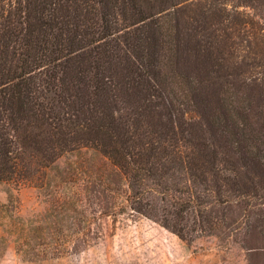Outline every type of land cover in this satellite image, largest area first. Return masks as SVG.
Here are the masks:
<instances>
[{
	"label": "rangeland",
	"instance_id": "obj_1",
	"mask_svg": "<svg viewBox=\"0 0 264 264\" xmlns=\"http://www.w3.org/2000/svg\"><path fill=\"white\" fill-rule=\"evenodd\" d=\"M132 4L139 14L134 13ZM113 5L105 10L110 13V22L117 19L112 26L126 27L112 31L103 47L117 66L132 70L124 71L130 81L135 71L146 69L159 56L164 87L150 96L153 102H164V106L155 107L160 121L156 126L161 129L165 124L163 131L168 133L167 117H171L175 141L194 156L210 184L213 180L219 184L221 201L216 210L226 222L233 220L231 226L226 229L219 217L218 236L197 232L183 240L129 209L104 215L101 212L106 201L101 203L92 191L99 187L98 173L91 170L97 158L65 154L51 169L38 172L34 183L17 175L13 180H0V264H264V199L239 194L246 192L243 183L248 184L249 178L264 180V152L260 150L264 148V21L244 0H115ZM204 13L213 22L209 31L215 29L219 40L224 30L232 33L234 28L228 26L235 19L253 21L255 37L247 41L241 30L239 37L233 34L221 43L208 37L213 41L206 49L202 33L195 30L196 20L200 21ZM212 13L221 14L222 23H214ZM158 17L163 22V35L162 45L158 43L156 48L151 45L152 22ZM176 19L181 27L178 37L172 28ZM129 21L135 23L122 25ZM235 26L238 30L239 25ZM80 58L72 60L66 75L71 92L73 84L81 86L79 79L83 87L87 79L77 73L83 69ZM235 77L241 83L239 104L243 110H254V126L263 142L259 150L253 148L258 154L256 160L250 141L242 140L241 129L223 123L222 102L236 117L231 110ZM253 85H257L258 99L254 97L249 103L245 91ZM128 98L120 93L115 102L116 114L123 120L135 110ZM169 99L179 109L173 110ZM114 177L125 190L120 175ZM248 223L256 225V232L245 236Z\"/></svg>",
	"mask_w": 264,
	"mask_h": 264
},
{
	"label": "trees",
	"instance_id": "obj_2",
	"mask_svg": "<svg viewBox=\"0 0 264 264\" xmlns=\"http://www.w3.org/2000/svg\"><path fill=\"white\" fill-rule=\"evenodd\" d=\"M113 1L0 0V180H13L17 175L34 183L39 179L34 180L38 172L45 173L65 154H90L97 158L91 170L98 173L99 179V187L92 188L93 196L100 198L101 203L106 201L102 214L129 209L183 240L197 232L218 236L219 217L226 229L233 221L226 222L223 214L218 216L219 184L214 180L210 184L206 171L199 168L194 156L175 141L171 117H167L171 136L170 131H163L165 124H161V129L156 126L160 121L156 119L155 107L164 106V102H153L150 96L164 87L159 56L146 69L132 72L136 76L130 81L125 79L124 71L132 70L117 66L103 47L112 31L126 27L112 26L117 19L110 22V13L105 10L113 8ZM244 1L249 8L257 9L258 17L264 21V0ZM131 6L139 14L135 4ZM118 13L124 17L122 12ZM211 16H216L214 23H222L221 14ZM196 21L195 30L202 33L206 49L212 38L221 43L233 34L239 37L240 30L247 41L255 37L253 21L233 20L228 26L234 28L232 33L224 30L221 40L215 29L209 31L213 22H209L207 14ZM131 23L135 22L122 25ZM152 25L151 45L157 48L158 43L162 45L163 22L158 17ZM235 25H239L238 30ZM172 28L178 37L181 27L177 19ZM84 52L86 55L82 57ZM78 56L83 69L77 73L87 79L84 87L79 79L81 86L73 84L71 92L66 75ZM238 82L237 77L232 81L231 110L236 117L231 116L222 102L223 123L241 129L242 140L250 141L256 160L258 154L253 148L259 150V143L263 142L255 129L254 110H243L239 104ZM256 86L245 91L249 103L254 97L258 99ZM120 93L130 98V105H135L127 120L116 114L119 110L115 102ZM168 102L173 110L179 109L171 99ZM260 150L264 152V148ZM116 173L124 181L125 190L122 182L115 180ZM243 187L246 192L241 190L239 194L264 199L263 178H249ZM119 196L122 201L117 200ZM256 215L262 216L259 211ZM246 226L245 236L256 232L254 223Z\"/></svg>",
	"mask_w": 264,
	"mask_h": 264
}]
</instances>
